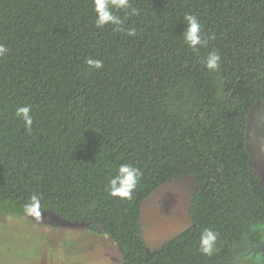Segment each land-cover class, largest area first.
Masks as SVG:
<instances>
[{"label": "trees", "instance_id": "16d2710c", "mask_svg": "<svg viewBox=\"0 0 264 264\" xmlns=\"http://www.w3.org/2000/svg\"><path fill=\"white\" fill-rule=\"evenodd\" d=\"M114 12L120 25L97 26L94 0H0V212H31L35 196L37 211L109 235L123 264H243L242 242L264 239L247 146L264 99V0H129ZM185 14L206 46L185 43ZM213 50L221 62L209 71ZM25 105L30 129L16 117ZM122 164L140 173L129 199L110 193ZM188 175L192 224L149 251L144 201ZM206 229L211 255L200 251Z\"/></svg>", "mask_w": 264, "mask_h": 264}, {"label": "rangeland", "instance_id": "374dc122", "mask_svg": "<svg viewBox=\"0 0 264 264\" xmlns=\"http://www.w3.org/2000/svg\"><path fill=\"white\" fill-rule=\"evenodd\" d=\"M251 166L264 186V99L248 117ZM197 188L193 176L172 180L142 205L140 224L146 247L155 251L192 224L189 213ZM239 254L242 263L264 264V244ZM122 249L105 233L83 222H68L50 211L12 215L0 212V264H123Z\"/></svg>", "mask_w": 264, "mask_h": 264}, {"label": "clouds", "instance_id": "9594fccd", "mask_svg": "<svg viewBox=\"0 0 264 264\" xmlns=\"http://www.w3.org/2000/svg\"><path fill=\"white\" fill-rule=\"evenodd\" d=\"M129 0H94V8L97 13V26L106 24L120 25L121 19L115 14L114 9H127ZM183 20L186 24V30L183 32V38L186 44L191 48L196 49L199 46H206L208 41L202 37L201 24L196 16L185 14ZM134 32H129V35H134ZM7 49L0 44V56L6 54ZM221 56L215 50L210 52L205 60V66L209 71H216L220 67ZM90 68L100 69L102 61L89 59L86 61ZM32 108L30 105L18 107L16 117L23 121L26 128H31L33 120L31 117ZM140 178V173L137 168L129 164H122L116 175L110 180V193L114 197L124 199L131 198ZM33 203L26 206V209L31 212L37 211L38 198L32 197ZM217 240V235L210 229L203 231L200 239V251L205 255H211Z\"/></svg>", "mask_w": 264, "mask_h": 264}, {"label": "flooded vegetation", "instance_id": "af4514ba", "mask_svg": "<svg viewBox=\"0 0 264 264\" xmlns=\"http://www.w3.org/2000/svg\"><path fill=\"white\" fill-rule=\"evenodd\" d=\"M263 244H264V239L261 242H252V241H250V238H246L240 246H241V251L243 253H245V252L249 253V251H250V249H252V247H256V246L261 247Z\"/></svg>", "mask_w": 264, "mask_h": 264}]
</instances>
